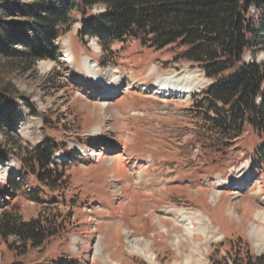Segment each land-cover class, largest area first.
<instances>
[{"label":"rangeland","instance_id":"1","mask_svg":"<svg viewBox=\"0 0 264 264\" xmlns=\"http://www.w3.org/2000/svg\"><path fill=\"white\" fill-rule=\"evenodd\" d=\"M80 28L78 20L54 42L56 57L31 68L0 57V90L10 86L26 99L16 101L21 118L11 135L0 130V213L9 209L26 222L43 217L62 226L58 236L25 252L20 244L9 248L14 238L7 243L0 237V264H152L130 251V241L137 240L150 245L155 264H184L190 257L209 264L213 253L226 250L223 242L237 238L264 255L250 233L253 215L264 211V163L254 159L264 139L249 128L219 154L202 149L194 104L213 82L197 65L182 60L178 48L152 50L132 40L105 53L97 39L80 38ZM86 60L97 66L101 85ZM160 76H189L199 89L189 98L155 95ZM117 78L121 90L101 97ZM46 137L65 148L53 161L67 163L68 181L63 194H49L57 201L49 205L27 196L41 187L36 177L24 175L14 150ZM243 172L249 174L247 187L213 199ZM174 208L199 213L208 235L186 240L184 227L167 214Z\"/></svg>","mask_w":264,"mask_h":264},{"label":"trees","instance_id":"2","mask_svg":"<svg viewBox=\"0 0 264 264\" xmlns=\"http://www.w3.org/2000/svg\"><path fill=\"white\" fill-rule=\"evenodd\" d=\"M96 8L103 13L93 14ZM78 20L80 38L97 39L105 53L131 40L152 50L175 47L182 51V60L203 71L213 84L194 104L202 149L219 154L249 128L264 139V59L258 61L264 54V0H0V57L26 68L53 59L54 42ZM17 99L26 103L17 89L0 90V130L8 136L21 118ZM27 104L34 115L33 105ZM16 148L22 172L36 177L41 187L27 196L38 204L57 203L49 194H63L68 182L63 172L67 163L53 161L63 145L46 137L25 149L15 144ZM254 155L264 163V144ZM61 227L43 217L26 222L9 209L0 213V237L7 243L14 238L16 244L9 245L14 251L17 244L23 252L42 247L60 234ZM222 247L224 253L217 250L209 264H264V255L256 254L242 238L227 240Z\"/></svg>","mask_w":264,"mask_h":264},{"label":"bare ground","instance_id":"3","mask_svg":"<svg viewBox=\"0 0 264 264\" xmlns=\"http://www.w3.org/2000/svg\"><path fill=\"white\" fill-rule=\"evenodd\" d=\"M84 66L86 70L93 74L94 79L97 81L99 85L102 84L101 81V75L99 74V71H97V66H92L88 62V60L85 61ZM121 78H117L116 82L112 83V85L107 88V91H104L103 95L101 97H104V99H110L108 97H111L115 93H118V91L121 90L122 84H121ZM198 85L196 86L195 83L191 80V78L185 77L182 79H175L173 77H163L160 76L157 78L156 81V88L153 94H161V95H176V96H183L188 97L191 95L192 92H195L198 90ZM106 106V104H105ZM88 152L89 156V150L83 148V153ZM249 174L246 172H243L238 177H235V179H232L231 181H226L221 187L223 190L216 191L213 194V199H220V197L223 196L224 193H230L226 192L224 190H240L242 187H247L249 183ZM244 184V186H243ZM261 192H264V187L261 186ZM167 214L173 219L178 222V224L182 225L184 227V234L186 240H190L194 237L195 234H203L204 236L208 235L209 231V225L206 219L204 220L199 213L192 212V211H184L181 209H170L167 210ZM252 219V230L251 235L253 238L256 239V241L259 242L258 246L264 248V211H258L253 215ZM129 249L131 252L140 254L143 257H146L150 263L155 264L156 257L155 255L150 251V245L146 244L144 246L141 245V241H130ZM195 250V249H194ZM195 254V253H194ZM184 264H199L196 260H194L192 257L186 258L184 260Z\"/></svg>","mask_w":264,"mask_h":264}]
</instances>
